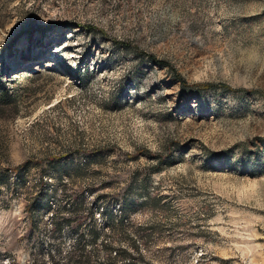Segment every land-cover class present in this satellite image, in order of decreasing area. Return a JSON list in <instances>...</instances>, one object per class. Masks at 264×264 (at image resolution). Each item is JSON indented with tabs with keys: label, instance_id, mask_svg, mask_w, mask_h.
Instances as JSON below:
<instances>
[{
	"label": "rangeland",
	"instance_id": "1",
	"mask_svg": "<svg viewBox=\"0 0 264 264\" xmlns=\"http://www.w3.org/2000/svg\"><path fill=\"white\" fill-rule=\"evenodd\" d=\"M1 47L0 264H264V0H0Z\"/></svg>",
	"mask_w": 264,
	"mask_h": 264
},
{
	"label": "trees",
	"instance_id": "2",
	"mask_svg": "<svg viewBox=\"0 0 264 264\" xmlns=\"http://www.w3.org/2000/svg\"><path fill=\"white\" fill-rule=\"evenodd\" d=\"M5 50V48L4 47H1L0 48V53H2L3 51ZM148 59L151 61V62H153L155 65H159V66H167L168 67V64L167 63H165V62H162V61H157L154 57H152V56H148ZM172 72H174L172 69H170ZM80 76H82L81 74L80 75H78V77L79 78H81ZM179 81H181V83L183 84L184 82L181 80V78L180 77H178L177 75L175 76ZM209 88H211V85H201V84H199V85H196V90L197 91H200V90H203V89H209ZM5 96V94H3V97ZM8 99V101H10L11 100V98H7ZM25 166V165H24ZM23 166V167H24ZM20 167L21 166H19V168L16 170V169H14V171L15 172H18L19 170H20ZM6 174V173H5ZM56 225L57 224H55V227H56ZM110 246V245H109ZM120 254H123V253H120ZM129 256V255H128ZM116 258V257H115ZM110 260V263L109 264H114L113 262H115L114 261V259L113 258H110L109 259ZM81 264H88V262H80ZM127 264H130L129 262L127 263Z\"/></svg>",
	"mask_w": 264,
	"mask_h": 264
}]
</instances>
